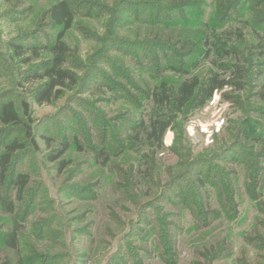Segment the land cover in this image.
<instances>
[{"label": "rangeland", "instance_id": "1", "mask_svg": "<svg viewBox=\"0 0 264 264\" xmlns=\"http://www.w3.org/2000/svg\"><path fill=\"white\" fill-rule=\"evenodd\" d=\"M59 1L0 0V155L21 144L9 172L28 178L20 201L0 186V264H264V0H64L74 79L38 104ZM207 38L232 58L203 59L191 45ZM210 70L229 86L161 148L134 139L156 87Z\"/></svg>", "mask_w": 264, "mask_h": 264}, {"label": "trees", "instance_id": "2", "mask_svg": "<svg viewBox=\"0 0 264 264\" xmlns=\"http://www.w3.org/2000/svg\"><path fill=\"white\" fill-rule=\"evenodd\" d=\"M48 15L57 28V32L54 42L46 47L52 59L43 75L47 81L41 91L35 96V102L38 104L48 102L55 88L63 86L66 80L73 81L74 79L71 74L62 69L69 53V48L63 42V37L72 27V10L68 3L62 0L49 8ZM191 46L199 52V55H201L203 59L215 57V59L217 58L222 61L225 58H232L233 56L232 46L221 41L220 38L217 42L209 40L208 38L204 39L202 49H198L199 44L197 42L193 43ZM184 47L185 46H182L181 49L184 50ZM216 61L217 60H214L212 65H216ZM184 73L185 75L188 74L187 72ZM229 84V79L222 77L217 72H213V70H210L202 81L195 76L182 81L175 90H171L165 84L161 83L160 86L156 87L149 94L153 106L147 113L146 121L143 120L132 128V132H135V134L133 133L134 139L141 137L143 146L148 148H161L163 146L164 136L167 130L173 125L175 116L183 114L187 110L194 111L203 107L215 92L223 90L228 87ZM262 93V97L264 98V90ZM5 110L6 111L3 113L4 123L7 124L13 121H20L11 105L5 107ZM23 112L26 114L27 110L23 109ZM28 136L30 137V132H28ZM257 138H259V136ZM44 139L46 138L44 137ZM4 148V152L0 155V186L8 183L12 189L16 190L15 199L20 201L22 199L23 190L28 183V178L26 174L23 173L14 175L9 172V167L14 155L17 151L23 149V146L13 141ZM101 154L104 155V164L106 163L108 152L104 149L101 151ZM101 154L98 155V158L101 157ZM0 207L5 213H13V202H5V198L2 196H0ZM17 232L18 229L13 228L4 237V245L12 250H17ZM2 264L11 263L4 261ZM12 264H25V262L22 259H18Z\"/></svg>", "mask_w": 264, "mask_h": 264}]
</instances>
